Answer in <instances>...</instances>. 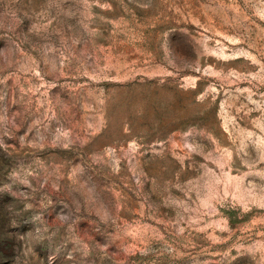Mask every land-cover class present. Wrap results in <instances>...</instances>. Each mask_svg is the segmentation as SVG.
<instances>
[{
    "label": "rangeland",
    "instance_id": "rangeland-1",
    "mask_svg": "<svg viewBox=\"0 0 264 264\" xmlns=\"http://www.w3.org/2000/svg\"><path fill=\"white\" fill-rule=\"evenodd\" d=\"M0 264H264V0H0Z\"/></svg>",
    "mask_w": 264,
    "mask_h": 264
}]
</instances>
